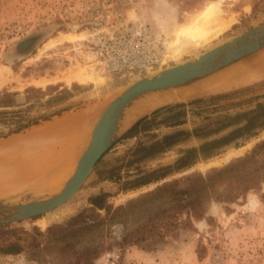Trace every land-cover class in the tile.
Returning a JSON list of instances; mask_svg holds the SVG:
<instances>
[{
  "label": "rangeland",
  "instance_id": "1",
  "mask_svg": "<svg viewBox=\"0 0 264 264\" xmlns=\"http://www.w3.org/2000/svg\"><path fill=\"white\" fill-rule=\"evenodd\" d=\"M212 1L219 2L216 23L225 22L227 27L205 46L173 59L170 42L174 32L196 17ZM263 18L264 0H0V92L19 93L17 102L25 103L24 91L29 87L46 91L44 95H38L42 102L67 90V101L63 105H69L71 110L87 107L100 111L128 84L138 80L141 74L117 77L98 73L92 66L95 57L88 42L93 32L99 29L108 31L112 26L118 27L120 23H125L133 31L141 28L162 35L168 49V62L164 66L170 67L193 60L241 35ZM68 33L78 35L79 38L47 45L49 41L60 39ZM261 54L264 52L247 61ZM81 70L101 75L103 82L81 83L75 79L69 80ZM246 89L250 90L228 99L209 101L215 96ZM163 94L150 95L141 101ZM263 96L264 72L230 89L151 109L146 112V116H151L165 106L206 100L188 106L184 123L179 126L160 124L167 115L162 114L148 131L141 130L136 136L128 137L129 130H126L97 163L93 173L72 199L38 217L9 224L29 232L38 228L44 233L49 226L65 224L70 218L91 207L89 199L101 193L109 194L107 203L118 207L152 191L165 181L192 173L207 175L214 168L225 167L252 153L253 156L243 167L218 179L213 187L215 195L226 198L229 192L239 191L241 183L246 179L250 183H257V187L244 198L240 197L233 202L212 201L208 205L206 218L193 220L192 227H181L178 235H165V241L151 250L136 245L122 246L121 238L124 229H134L138 223L167 207L164 201L149 204L136 218H131L126 226L104 224L96 233L78 242L75 248L46 256L48 262L30 260L23 253L0 255V264H76L75 250L83 252L94 247H98L100 253L93 264H264V145L260 146L264 141V130L255 137L241 141L240 146H228L218 155L201 159L187 171L176 173L160 183L124 190L125 183L151 170L174 165L182 151L221 137L231 128L209 137L192 135L153 158L131 163L134 159L133 151L139 143L150 144L181 130H199L202 133L205 131L203 129L215 127L217 121L225 116L254 109L258 102L264 101ZM36 98L37 95L31 100L35 101ZM6 131L0 126V133ZM70 175L58 188L66 183ZM118 176L120 179H117ZM100 213L105 214L104 211ZM45 218L46 226L39 225V220ZM178 218L183 221L185 216ZM85 261L83 257L82 263Z\"/></svg>",
  "mask_w": 264,
  "mask_h": 264
},
{
  "label": "trees",
  "instance_id": "2",
  "mask_svg": "<svg viewBox=\"0 0 264 264\" xmlns=\"http://www.w3.org/2000/svg\"><path fill=\"white\" fill-rule=\"evenodd\" d=\"M51 89L48 88V90ZM249 90L215 96L209 101L228 99L235 94ZM45 92L41 88H27L24 91L25 103L17 102L16 97L19 93L0 92V126L7 129L6 132L0 133V138L21 133L72 109L69 105H63L67 101V90L42 102L41 99H38V95H44ZM35 95L37 98L32 101L31 99ZM203 102L206 100L199 99L189 103L162 107L153 112L151 116L141 119L128 131L127 136L133 137L141 130H150L151 125L162 114L167 115L160 121V124L168 127L179 126L184 123L186 108ZM33 109L35 110L32 112ZM210 128L203 129L205 131H201L202 133H199V130L194 132L176 131L150 144L139 143L133 151L134 159L131 163L153 158L192 135L209 137L231 128V131L221 137L206 141L199 147L182 151L174 165L151 170L141 174L135 180L125 183L124 190H134L152 183H160L176 173L187 171L201 159L214 157L228 146L235 145L237 147L241 145V141L255 137L264 130V101L258 102L254 109L237 113L234 116H225L217 121L215 127ZM263 145L264 141L260 146ZM252 156L251 153L232 161L225 167L214 168L207 175L192 173L165 181L152 191L131 199L118 207H113L107 203L109 194L101 193L89 199L91 207L70 218L65 224L49 226L44 233L38 228L29 232L13 227L12 224L0 223V255L24 253L30 260L48 262L46 256L65 253L67 250L75 248L78 242L96 233L104 224L117 223L126 226L131 218H136L149 204L164 201L167 203V207L138 223L134 229L128 231L124 229L121 238L122 246L136 245L144 250H151L157 244L165 241V235H178L181 227H192L193 220L200 221L206 218L208 205L212 201L227 200L233 202L240 197L244 198L250 190L255 189L257 183H250L251 181L248 179L241 183L239 191L229 192L226 198L215 195L213 188L218 179L243 167ZM117 179H120V176ZM100 211H104L105 214L102 215ZM181 215L185 216L183 221L178 218ZM99 253L98 247L83 252L75 250V263L93 264ZM83 257L86 258L85 263H82Z\"/></svg>",
  "mask_w": 264,
  "mask_h": 264
},
{
  "label": "water",
  "instance_id": "3",
  "mask_svg": "<svg viewBox=\"0 0 264 264\" xmlns=\"http://www.w3.org/2000/svg\"><path fill=\"white\" fill-rule=\"evenodd\" d=\"M262 52H264V18L241 35L193 60L170 67L163 66L141 74L139 80H134L132 85L128 84L102 108L99 117V111L97 112L98 120L93 123L89 142L78 160L74 175L68 179L63 188L56 193L48 194L42 184L31 183L0 193V223L9 224L35 218L72 199L113 144L126 130H130L146 116L147 113L128 125H121L127 110L136 102L151 94L201 84ZM154 72L157 73L152 76Z\"/></svg>",
  "mask_w": 264,
  "mask_h": 264
},
{
  "label": "bare ground",
  "instance_id": "4",
  "mask_svg": "<svg viewBox=\"0 0 264 264\" xmlns=\"http://www.w3.org/2000/svg\"><path fill=\"white\" fill-rule=\"evenodd\" d=\"M218 10H219V2L212 1L196 17H194L189 22L182 24L174 32L173 39L170 42L171 49L173 51V55L171 57H173V59L174 58L178 59L182 55L188 53L191 50H195L205 46L214 38H216L218 34H220V32H222L227 27V23L225 22L216 23L217 22L216 14ZM78 38H79L78 35L72 33L63 34L60 39L51 40L47 43V45L49 46L55 44L56 42L62 43L64 41L67 42L75 41ZM263 72H264V54H261L256 58H254L253 60L246 61L233 68H230L229 70H226L225 72L218 74L217 76H214L210 80L202 82L201 84L199 83L192 86L164 91L161 93H165V94L161 96H156L154 98H149L144 101H141L142 100L141 99L140 100L141 102L140 101L136 102L134 106H132L129 110H127L121 125L122 126L126 125L131 120L145 114L146 112L150 111L155 107L163 106L175 102H182L197 96H202L209 93H216L222 90L230 89L231 87L239 85L244 81H248L250 79H253L254 77L259 76ZM155 73L157 72H154V74L151 75L153 76L155 75ZM71 79L78 80L81 83H86L88 81L94 83H102L104 78L101 75L95 74L91 71L86 72L84 70H81L69 78V80ZM101 110L99 111L98 117L100 115ZM89 111L91 112L93 110H89ZM97 112L98 110L93 111V115L91 117L92 122H94V124L98 120V117H96ZM88 138L90 139V135ZM89 139L88 141L86 139L87 142L82 148V151H80L76 155V157L74 155H71L70 158L71 160L67 161L64 160L63 158H62L63 160L57 158L51 167L45 170L42 169L39 170L37 175L35 174L36 176L34 175L32 176L31 173H28L27 175H25L26 177H24L23 179H17L10 182H5L3 186L0 185V187H2L0 188V190L3 189L7 190L12 187L21 188L31 183L33 184L37 183L38 185L42 184L48 194H53L58 192L63 188V186L61 188H58L59 185L62 184V182L65 179H67L70 174L71 175L69 179L71 178L72 175H74L78 160L81 157L83 151L85 150L89 142ZM8 145L10 146L12 144L10 143ZM7 148H8L7 143L0 144V152L5 154L9 153L7 152ZM38 224L41 226H46L47 224L46 218L40 219Z\"/></svg>",
  "mask_w": 264,
  "mask_h": 264
},
{
  "label": "crops",
  "instance_id": "5",
  "mask_svg": "<svg viewBox=\"0 0 264 264\" xmlns=\"http://www.w3.org/2000/svg\"><path fill=\"white\" fill-rule=\"evenodd\" d=\"M89 110L93 108L65 111L21 133L0 138V144L7 143L9 148L7 154L0 152V185L23 179L28 173L36 176L39 170L51 167L57 158L68 161L71 155L76 157L88 141L94 123L91 118L94 110Z\"/></svg>",
  "mask_w": 264,
  "mask_h": 264
},
{
  "label": "built area",
  "instance_id": "6",
  "mask_svg": "<svg viewBox=\"0 0 264 264\" xmlns=\"http://www.w3.org/2000/svg\"><path fill=\"white\" fill-rule=\"evenodd\" d=\"M88 42L95 57L92 66L101 75L135 76L168 62L167 43L162 35L141 28L133 31L125 23L112 26L108 31L93 32Z\"/></svg>",
  "mask_w": 264,
  "mask_h": 264
}]
</instances>
